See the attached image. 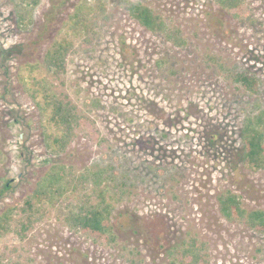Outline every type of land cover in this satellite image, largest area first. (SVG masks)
<instances>
[{"label": "rangeland", "instance_id": "1", "mask_svg": "<svg viewBox=\"0 0 264 264\" xmlns=\"http://www.w3.org/2000/svg\"><path fill=\"white\" fill-rule=\"evenodd\" d=\"M130 2L151 7L165 30L132 18ZM243 2L235 16L218 0H39L29 12L0 0V190L11 184L0 215L12 210L0 264H173L171 250L192 236L204 264H264V232L223 216L218 201L230 190L264 211V167H245L241 133L264 111V0ZM63 39L56 70L45 53ZM241 71L255 90L232 78ZM44 92L94 134L77 125L58 150ZM54 164L66 167L65 194L34 203ZM83 203L109 204V244L65 220Z\"/></svg>", "mask_w": 264, "mask_h": 264}, {"label": "trees", "instance_id": "2", "mask_svg": "<svg viewBox=\"0 0 264 264\" xmlns=\"http://www.w3.org/2000/svg\"><path fill=\"white\" fill-rule=\"evenodd\" d=\"M39 0H22L27 6L28 12L31 11ZM220 4L225 6L230 13L235 16L245 13L243 0H218ZM129 14L132 18L139 21L143 26L150 30L164 31L165 21L163 17L155 13L151 7L141 2L129 3L127 6ZM19 19L24 18V13L19 12ZM69 44L65 39L56 41L45 53V63L56 70H63L65 67V55L68 51ZM232 78L242 84L249 90H255L257 79L247 71L233 72ZM54 96V95H53ZM45 103L51 104L52 108L47 117L49 126L55 127L56 131L50 132L51 143L58 150L65 147L73 134L75 126H84L90 134H94V130L88 119L84 115L76 114L69 102H65L59 98L48 100L49 92H44ZM55 97V96H54ZM59 132V133H57ZM242 159L245 167L251 169H260L264 167V111L257 114H249L245 117L242 126ZM66 167L61 164H54L50 171L39 181L36 189L31 196L35 201H48L52 204L59 196L65 194L70 183L66 174ZM83 175V174H82ZM98 177L96 182L100 180L101 173H93ZM84 177H88L85 175ZM10 180H7L0 193L10 188ZM31 197L25 201L27 206L33 208ZM102 197V195H100ZM220 212L228 219L245 218L248 224L258 232H264V211L261 209L247 210L240 203L238 194L227 190L218 197ZM38 208V207H37ZM25 209V208H23ZM111 209L109 204H86L75 206V209L69 210L65 216V220L72 227L79 228L83 233L89 235L95 241L109 244L115 238L112 232ZM12 215V210L8 209L0 215V234L6 230L8 221ZM31 225V220L22 223V228ZM204 245L198 238L192 236L187 241L175 246L171 251L173 253V264H204L205 254L203 252ZM4 264V263H2Z\"/></svg>", "mask_w": 264, "mask_h": 264}]
</instances>
